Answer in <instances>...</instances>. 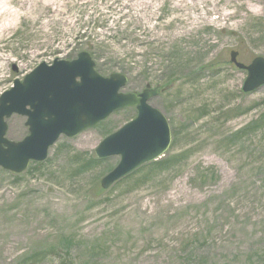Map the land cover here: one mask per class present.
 <instances>
[{
  "label": "rangeland",
  "instance_id": "obj_1",
  "mask_svg": "<svg viewBox=\"0 0 264 264\" xmlns=\"http://www.w3.org/2000/svg\"><path fill=\"white\" fill-rule=\"evenodd\" d=\"M3 8L0 95L38 64L87 50L101 75L127 76L124 92L165 88L149 103L172 139L155 162L102 188L120 156L94 149L135 117L128 107L60 136L41 164L0 167V264H264V84L243 92L246 70L230 62L232 50L245 65L264 57V0H0ZM6 122L9 140L27 134L25 117Z\"/></svg>",
  "mask_w": 264,
  "mask_h": 264
},
{
  "label": "water",
  "instance_id": "obj_2",
  "mask_svg": "<svg viewBox=\"0 0 264 264\" xmlns=\"http://www.w3.org/2000/svg\"><path fill=\"white\" fill-rule=\"evenodd\" d=\"M238 52H230V62L246 70L243 92L264 84V57L249 64L238 61ZM13 70L15 68L13 67ZM127 76L122 73L101 75L87 50L71 60L54 59L40 63L0 95V167L14 174L27 169L30 162H42L60 136L75 137L96 126L112 113L135 107L136 116L105 136L94 149L97 158L119 155L116 166L101 180L108 188L139 166L164 155L171 144L167 118L149 100L165 88L124 92ZM17 114L25 117L27 134L18 141L6 138V119Z\"/></svg>",
  "mask_w": 264,
  "mask_h": 264
},
{
  "label": "bare ground",
  "instance_id": "obj_3",
  "mask_svg": "<svg viewBox=\"0 0 264 264\" xmlns=\"http://www.w3.org/2000/svg\"><path fill=\"white\" fill-rule=\"evenodd\" d=\"M201 1H202V0H201ZM201 4H202V3H201ZM10 15H11V12L9 11L8 8L0 9V19H7ZM231 15L234 16V13L231 14ZM228 17H230V14H229L227 17L222 18V19L225 20V19L228 18ZM220 19H221V18H219V17L214 18L215 22H218ZM191 20H192L193 25H195V24L198 23V20H202V21H204L205 18H204V16H203L202 14H199L198 16L193 17ZM199 22L201 23V21H199ZM222 25L224 26L225 23H223Z\"/></svg>",
  "mask_w": 264,
  "mask_h": 264
},
{
  "label": "trees",
  "instance_id": "obj_4",
  "mask_svg": "<svg viewBox=\"0 0 264 264\" xmlns=\"http://www.w3.org/2000/svg\"><path fill=\"white\" fill-rule=\"evenodd\" d=\"M95 161H99V160H97V159H95V158H92V160H90L87 164H84V166H83V168L86 166V167H92V165L94 164V163H96ZM155 162V161H154ZM162 163L163 162H158L157 164L158 165H162ZM33 164H41V162H33ZM129 175V174H128ZM127 176V175H126ZM125 177V176H124ZM38 255V254H37ZM37 256H33L32 257V260L34 259V258H36Z\"/></svg>",
  "mask_w": 264,
  "mask_h": 264
},
{
  "label": "flooded vegetation",
  "instance_id": "obj_5",
  "mask_svg": "<svg viewBox=\"0 0 264 264\" xmlns=\"http://www.w3.org/2000/svg\"><path fill=\"white\" fill-rule=\"evenodd\" d=\"M154 87H156V86H149V88H154ZM143 88H145V86H144ZM143 88H142V89H143ZM159 88H160V87H159ZM142 89H141V90H142ZM141 90H140V91H141Z\"/></svg>",
  "mask_w": 264,
  "mask_h": 264
}]
</instances>
